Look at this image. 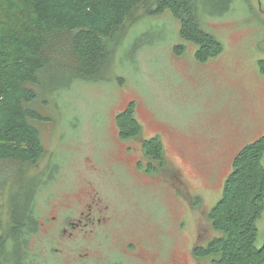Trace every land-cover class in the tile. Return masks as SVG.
I'll return each mask as SVG.
<instances>
[{
    "label": "rangeland",
    "instance_id": "374dc122",
    "mask_svg": "<svg viewBox=\"0 0 264 264\" xmlns=\"http://www.w3.org/2000/svg\"><path fill=\"white\" fill-rule=\"evenodd\" d=\"M152 9L149 0L126 19L105 69L70 81L51 71L44 91L37 89L32 107L44 120L32 124L44 153L20 166L27 179L13 172L0 187V213L8 211L9 189L15 196L30 183L34 190L40 225L27 241L30 264H197L192 248L215 235L206 214L235 155L264 133V75L257 65L264 60V0L202 5L201 27L223 46L205 62L179 37L178 21ZM131 102L142 137L163 142L161 177L139 182L122 168L121 161L133 160L125 146L138 144L120 140L115 117ZM94 191L110 203L108 223L95 239H60V202ZM56 210L46 230L43 222Z\"/></svg>",
    "mask_w": 264,
    "mask_h": 264
},
{
    "label": "trees",
    "instance_id": "16d2710c",
    "mask_svg": "<svg viewBox=\"0 0 264 264\" xmlns=\"http://www.w3.org/2000/svg\"><path fill=\"white\" fill-rule=\"evenodd\" d=\"M148 1L0 0V187L13 172L15 179H27L20 166L36 164L44 153L32 124L44 117L32 105L37 89L47 86L49 73L62 71V81H70L105 69L110 42L135 8ZM207 3L210 0H153L151 10L168 11L178 21L179 37L195 45L199 62L223 49L199 23L198 10ZM182 51L183 46L176 48L177 54ZM257 65L264 75V60ZM115 123L121 139L142 137L134 103L118 112ZM142 151L147 160L167 167L159 137L144 140ZM33 191L30 183L15 196L9 189L8 211L0 213V264H30L27 241L37 228ZM206 220L215 235L194 244L197 264H264V229L261 233L258 227L259 221L264 224V133L235 155Z\"/></svg>",
    "mask_w": 264,
    "mask_h": 264
},
{
    "label": "flooded vegetation",
    "instance_id": "af4514ba",
    "mask_svg": "<svg viewBox=\"0 0 264 264\" xmlns=\"http://www.w3.org/2000/svg\"><path fill=\"white\" fill-rule=\"evenodd\" d=\"M148 138L144 137H133L129 139H121L124 142H134L138 144L137 148H132L131 146H125L124 152L133 154V160L130 162L128 160L121 161L122 164L127 167L123 170L127 173L129 177H135L138 181L142 182V177L152 176L161 177L163 169L160 167L159 163L153 160H147L146 156L142 151V143ZM139 153V154H138ZM121 166V165H120ZM128 166H132L129 168ZM133 175V176H132ZM100 184H103V180L99 179ZM136 182V181H135ZM134 186H140L138 182ZM94 187V186H93ZM94 191L91 198L88 192L85 195L76 194L73 201H61L59 204V209L62 214L63 226H61L58 231V237L60 239H74L78 236L92 237L95 239L98 235V230L106 225L110 220V203L105 202L102 197ZM59 213L56 210L55 215H51L47 222H43L46 225V230L51 228L50 225H54L55 221L58 219ZM37 225H40V220L37 219ZM133 246V245H132Z\"/></svg>",
    "mask_w": 264,
    "mask_h": 264
}]
</instances>
